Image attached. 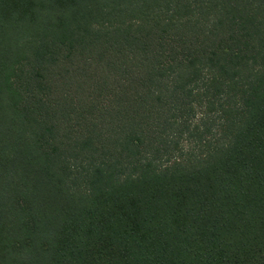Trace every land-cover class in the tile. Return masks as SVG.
<instances>
[{
  "label": "trees",
  "instance_id": "trees-1",
  "mask_svg": "<svg viewBox=\"0 0 264 264\" xmlns=\"http://www.w3.org/2000/svg\"><path fill=\"white\" fill-rule=\"evenodd\" d=\"M0 264H264V0H0Z\"/></svg>",
  "mask_w": 264,
  "mask_h": 264
},
{
  "label": "rangeland",
  "instance_id": "rangeland-1",
  "mask_svg": "<svg viewBox=\"0 0 264 264\" xmlns=\"http://www.w3.org/2000/svg\"><path fill=\"white\" fill-rule=\"evenodd\" d=\"M67 66L65 65V64H61V65H59V67H57L56 69H52L51 70V73H50V75H51V77H53V75H54V77H55V79H56V83H57V85H58V90H60V92H61V94H63V95H66L67 93H69V94H73L74 93V88L72 87V86H70L69 85V82L70 81H66V79H64L63 77H62V73H63V70L66 68ZM65 88V90H63ZM58 90H57V93H56V95L57 96H60V92H58ZM73 98V100H79V99H77L76 97H72ZM81 98H83V97H81ZM80 98V99H81ZM182 146H184L185 147V149H191V147H192V145H189V144H182Z\"/></svg>",
  "mask_w": 264,
  "mask_h": 264
}]
</instances>
